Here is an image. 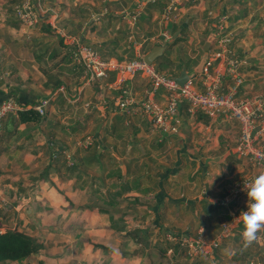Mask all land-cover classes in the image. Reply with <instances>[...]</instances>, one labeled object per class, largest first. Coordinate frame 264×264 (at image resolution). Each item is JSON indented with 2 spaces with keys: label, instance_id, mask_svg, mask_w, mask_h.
<instances>
[{
  "label": "crops",
  "instance_id": "0c3cea01",
  "mask_svg": "<svg viewBox=\"0 0 264 264\" xmlns=\"http://www.w3.org/2000/svg\"><path fill=\"white\" fill-rule=\"evenodd\" d=\"M23 2L0 0V103L14 95L22 112L62 85L68 92V99L60 95L51 102L41 122L19 123V114H12L0 127V226L42 243L27 263L264 264V231L242 248L238 217L246 209V194L223 204L229 190L253 172L236 155L238 123L191 117L184 105L178 135L154 132L149 117L139 111L127 116L116 105L120 93L109 89L115 73L84 86L85 71L60 35H80L103 58L145 57L158 45H170L163 35L177 25L162 20L170 0H31L38 20L29 24L18 17ZM177 2L175 24L188 27L178 44L188 40L202 55L197 64L182 63L181 70L168 73L178 77L183 67L193 73L215 52L213 20L204 17L217 11L228 15L232 50L242 61L245 84L239 96H264L260 5ZM138 7L141 14L133 24L126 13ZM174 47L163 54L171 56ZM224 64L216 61L214 67ZM150 86L141 75L129 84L136 99ZM157 100L165 102L162 90ZM89 136L93 145L81 147ZM234 220L232 235L214 253L194 259L168 254L174 245H168L167 234L203 230L212 240L223 223Z\"/></svg>",
  "mask_w": 264,
  "mask_h": 264
},
{
  "label": "built area",
  "instance_id": "2783aa9c",
  "mask_svg": "<svg viewBox=\"0 0 264 264\" xmlns=\"http://www.w3.org/2000/svg\"><path fill=\"white\" fill-rule=\"evenodd\" d=\"M185 1L197 4L203 0ZM157 2L158 0H144L143 3ZM177 3V0H170L164 9L162 20L167 25L177 23ZM17 13L19 19L26 24L35 23L38 20V14L34 12L31 0H24ZM140 14L141 8L138 7L133 14L126 13V16L134 24ZM210 16L215 30L216 50L210 58L204 60L202 67L194 71V75L183 86H180L168 72L159 71L155 64L146 62L143 56L133 60L103 58L95 49L87 45L80 35H70L63 31H60V35L74 59L85 71L84 86L102 81L108 77L109 73H115V81L110 84L109 89L120 93L116 105L127 116L139 111L149 117L151 129L154 132L178 135L182 126L181 111L184 105L191 117L203 114L214 121L224 118L238 123L240 138L236 155L247 162L253 172L229 190L223 202L228 204L244 195L243 187L260 171H264V96H239L245 84V76L241 70L242 61L232 50L234 34L226 27L228 15L211 11ZM48 23L55 27L53 17L49 18ZM163 40L166 44H170L172 36L163 35ZM216 61L225 63L224 68L214 67ZM138 75L148 78L151 83L142 99H136L129 88V84ZM161 90L164 103L157 100ZM60 95L68 99V92L64 85L53 90L48 97L42 98L30 109L45 116L51 102ZM19 112L20 108L14 95L1 102L0 127L6 118ZM93 143L94 139L89 136L84 141H80L79 145L88 148ZM0 207H2L1 204ZM246 210L247 208L244 209ZM236 222L237 220L223 223L221 233L212 240L207 239L203 230L194 235L167 234V242L174 245L168 250V254L171 256L179 254L188 259L212 254L220 248L225 238L232 235Z\"/></svg>",
  "mask_w": 264,
  "mask_h": 264
},
{
  "label": "trees",
  "instance_id": "16d2710c",
  "mask_svg": "<svg viewBox=\"0 0 264 264\" xmlns=\"http://www.w3.org/2000/svg\"><path fill=\"white\" fill-rule=\"evenodd\" d=\"M181 29V33L178 37L174 38L173 43L168 45V51L171 50L175 45L184 40L183 34L187 32V28L176 27L174 28V33ZM170 57L168 54H163L156 61V68L159 71H166L171 73V70H166V63H170ZM198 59L193 61V65L198 63ZM182 63H186V67L189 66L188 62L181 61V64L178 65V70H181ZM43 119L38 112L33 109H28L19 113V123H39ZM0 230H2L0 226ZM169 245V243H168ZM42 243L37 240H34L25 233H21L18 230H3L0 232V264H28L27 261L37 254L42 249Z\"/></svg>",
  "mask_w": 264,
  "mask_h": 264
},
{
  "label": "clouds",
  "instance_id": "9594fccd",
  "mask_svg": "<svg viewBox=\"0 0 264 264\" xmlns=\"http://www.w3.org/2000/svg\"><path fill=\"white\" fill-rule=\"evenodd\" d=\"M243 190L247 196V210L242 211L238 219L243 226L242 248L247 249L257 241L258 234L264 231V171H260Z\"/></svg>",
  "mask_w": 264,
  "mask_h": 264
},
{
  "label": "rangeland",
  "instance_id": "374dc122",
  "mask_svg": "<svg viewBox=\"0 0 264 264\" xmlns=\"http://www.w3.org/2000/svg\"><path fill=\"white\" fill-rule=\"evenodd\" d=\"M255 1H256L255 2L256 4L260 5V9L264 10V0H255ZM204 18H205V21H208V22L211 21V16L208 13H207V15H205ZM175 25H177L176 27H181V24H174L173 26H175ZM169 34L172 35V40L170 42V44H172L173 40H174V28L173 27H172V29L169 28ZM178 45H180V46H178ZM178 45L176 47H174V49L172 50L173 51L172 55L169 56L170 57V59H169L170 63H166V65H165V68H167L166 70H171L170 72H172V73H174L175 70H178V65L181 64V61H183L185 58H186V60H188L189 64L193 65V61H196L197 59L199 60L201 58V55H202L201 48L198 47L196 50H194V45L192 46V44L188 40H186L184 43L178 44ZM145 51H146V49L143 52H145ZM190 53L193 54V57H189ZM262 65L263 66H262L261 70L264 71V64H262ZM67 157H68V160L70 161V154H68Z\"/></svg>",
  "mask_w": 264,
  "mask_h": 264
},
{
  "label": "water",
  "instance_id": "95a60500",
  "mask_svg": "<svg viewBox=\"0 0 264 264\" xmlns=\"http://www.w3.org/2000/svg\"><path fill=\"white\" fill-rule=\"evenodd\" d=\"M186 25V24H185ZM181 31H177L174 38L178 37L180 35ZM166 46L163 45H158L157 47H155L153 49L152 52H150L149 54H147L144 57V60L150 64H154L155 60L161 56L163 54V52L166 50ZM194 75L193 73H189L185 67H183L182 72L180 74V76L178 77H174V79L179 83L180 86H183L187 80H189L192 76ZM0 232H2L0 230Z\"/></svg>",
  "mask_w": 264,
  "mask_h": 264
}]
</instances>
